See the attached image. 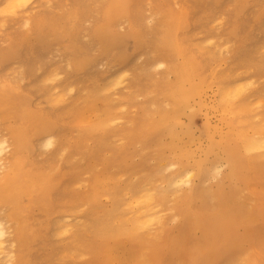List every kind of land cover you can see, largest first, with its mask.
Returning a JSON list of instances; mask_svg holds the SVG:
<instances>
[{
  "label": "bare ground",
  "instance_id": "obj_1",
  "mask_svg": "<svg viewBox=\"0 0 264 264\" xmlns=\"http://www.w3.org/2000/svg\"><path fill=\"white\" fill-rule=\"evenodd\" d=\"M31 0H0V12L12 16L19 9H28ZM197 5L203 0H191ZM250 5H258L257 22L264 16V0H250ZM249 6L240 5L237 17H244ZM133 6L129 0H114L103 10V23L95 24L92 39L101 41L100 56L108 54L113 47L108 40L118 41L130 38L135 51L148 49L151 45L156 53L163 54L167 59L166 70L173 75L159 98L160 105L150 103L153 91H145L143 102L145 126L137 137L143 150L140 156L143 165L149 152V142H153V155L150 158L158 171L161 169L176 170L170 177L158 173L156 177L142 178L138 184L121 187L125 195H113L111 209L93 217L91 231L101 235L109 243L104 247V259L121 258L120 264H225L227 258L240 248L248 253L232 264H261L253 254L252 237L254 228H264V203L256 195V191L264 180V121L253 108L264 112V87L254 86L248 74L237 76L236 66L220 59L218 68L211 65L212 54L207 52L193 53L188 48L190 39V24L196 23L189 11L180 8L177 11L167 9L163 14L160 26L152 34L153 40H146L148 29L143 20L132 14ZM86 11L66 13L62 26L56 21L36 20L31 25L33 32L37 31L41 41L47 43L55 36L66 38L69 42L67 61L71 67L85 73L99 58L90 50L83 49V55L75 50L74 41L78 37L80 23ZM118 22V23H116ZM126 30L117 33L118 27ZM28 25V24H27ZM152 30H150V33ZM48 33V34H47ZM42 34V35H41ZM48 35V39L46 37ZM233 35H235L233 33ZM38 38V39H39ZM208 39H206L207 41ZM189 42V43H188ZM210 44V43H209ZM160 47L161 51H158ZM242 49L236 52L240 61L246 60ZM247 57V54H245ZM244 55V56H245ZM168 56V57H167ZM18 57L12 46L6 51L0 50V64L3 61H14ZM120 56L118 61H124ZM135 58V55L132 57ZM225 61V62H223ZM122 65V64H121ZM162 63H155L161 67ZM154 66V65H152ZM164 66V65H163ZM119 68L115 74L117 81H110L100 86L99 91L119 85L129 77V70ZM45 82L53 83L59 79L60 73L52 66L45 68ZM254 86L253 89H249ZM57 86H54V88ZM59 87V85H58ZM57 87V88H58ZM257 87V88H255ZM58 92L50 96L55 103L66 104L64 115L70 116L81 127V136L100 133L94 139L93 147L87 152L89 158L96 159L98 154L106 149L110 138L107 127L113 122L111 115L112 98L107 96L102 106L97 108L94 100L97 94H90L76 84H61ZM129 92V90H128ZM127 92V93H128ZM126 96L124 93H122ZM209 94L211 103L207 101ZM125 102V98H121ZM78 102L89 105L86 113H81ZM81 104V105H82ZM193 106L204 110V142L197 146L202 155L197 156L188 142L193 140L190 127L182 122L183 116H188ZM78 111V114L76 113ZM210 113H214L213 116ZM214 117V118H213ZM260 121L257 124V121ZM261 123V124H260ZM224 128V129H223ZM68 127L58 121L48 112L33 103V98L23 92L20 86L12 80H2L0 84V209L5 216L0 217V262L1 264H29L17 256L13 243L19 251L28 249L43 236L49 225L48 219L56 215L54 222L55 234L65 238L61 254L72 255L75 244L81 243L86 232L87 223L83 216L77 214L75 208L60 210L54 205L53 197L58 189L73 187L80 182L74 175L64 171L63 163L75 162L74 149L79 144V138L71 144ZM7 134H3L2 132ZM155 135H160L157 137ZM181 136L188 137L184 142ZM167 136L169 141L162 143L161 137ZM166 146L168 155L162 154ZM108 147V146H107ZM37 149H49V155L55 157L59 164L47 161L46 166L37 163ZM122 152L115 154L117 166L122 167ZM166 156L173 162L166 163ZM109 164V163H106ZM113 166L104 165L107 167ZM141 167L138 166L136 170ZM225 170L222 172V169ZM107 171V170H106ZM220 176L219 178H217ZM210 179L215 183L205 187ZM112 178L104 172L93 173L90 186V201L96 202L98 190L110 186ZM159 181L162 186L154 185ZM185 187L182 196L174 203L173 220L178 223L177 232L167 240L162 248L154 249L148 258L138 257L133 249L142 237L149 236L154 228L161 224V211L156 206L162 201H155L156 190L177 198L178 191ZM212 200L210 205L207 201ZM89 202V201H88ZM93 207V206H92ZM38 211L45 217L44 224H38L33 213ZM99 207L93 208L97 214ZM11 225V233L6 226ZM242 227L243 233L238 229ZM96 228V229H95ZM186 231H197L199 242L192 247L182 244V236ZM89 242L82 245L87 248ZM180 250L179 255L175 254ZM252 251V252H250ZM108 262V264H109Z\"/></svg>",
  "mask_w": 264,
  "mask_h": 264
},
{
  "label": "rangeland",
  "instance_id": "obj_2",
  "mask_svg": "<svg viewBox=\"0 0 264 264\" xmlns=\"http://www.w3.org/2000/svg\"><path fill=\"white\" fill-rule=\"evenodd\" d=\"M114 0H31L27 7L19 9L14 15L8 16L0 12V50L6 51V48L12 46L18 57L14 61H3L0 64V84L2 80H12L17 83L23 92L28 93L33 98V103L38 105L42 110L48 112L58 121L65 124L69 129L71 144L79 138L78 146L73 150L75 153V162L66 161L63 163L64 171L74 175L80 180L73 187L63 189V185L58 189L57 195L53 197L54 205L62 211L76 209L77 214L83 216V220L87 223L86 232L80 241L75 244V251L72 255L61 254L62 243H65V238L55 234L54 222L57 216L51 215L48 219L49 225L43 232V236L37 239L28 249L19 251L16 243H13L14 251L22 260L27 259L29 264H108L109 260L104 259V247L109 243L101 235L91 231V223L96 215L106 214L112 206L113 195H125L124 189L121 187H130L134 184L142 183V178H154L158 173L170 177L176 170L161 169L158 171L150 159L153 155V142L158 141L151 139L149 142V152L146 156V162L139 165L141 162L140 156L143 155V150L140 140L137 135L145 126L144 121V93L147 90L153 91V99L150 103L160 105L159 98L162 97V92L166 88L165 85L173 80V75L166 70L167 59L159 53H154L156 48L150 46L148 49L139 51L134 50L133 41L130 38L118 41L108 40L113 47L108 54L100 56L101 41L92 39L90 33L96 27L95 24L103 23V10L108 8ZM133 6L131 13L135 14V18L143 20L144 26L148 29L146 40L155 38L152 34L155 28L160 26L163 14L161 11L167 9L175 10L184 8L189 11L192 19L196 23L190 24V39L189 47L193 53L209 52L213 53L211 65L218 68L220 59H225L227 63L236 66L237 76L251 75L250 81L256 83L254 86L264 87V16L260 22H257V13L259 6L250 5V0H203L197 5H193L191 0H129ZM240 5L249 6L244 17H237V10ZM86 11L85 16L80 23L78 37L74 41L75 50L78 54L83 55V49L90 50L93 55L98 54L99 58L91 65L87 72L82 73L79 69L71 67L67 61L69 54L68 47H71L69 42L66 44V38L55 36L54 39L47 43L40 40L37 31L32 30V26L36 20L56 21L62 26L65 20L63 17L66 13L72 11ZM118 23V22H116ZM28 24V25H27ZM123 27H118L117 33L123 34L126 30ZM150 30L152 32L150 33ZM233 33L235 35H233ZM48 34V33H47ZM42 35V34H41ZM48 39V35H46ZM39 38V39H38ZM206 39H208L206 41ZM210 43V44H209ZM68 49V50H67ZM242 49L244 52L241 57L246 58L240 61L236 57V52ZM158 51L160 47H158ZM135 55V58H132ZM120 56H124V61H118ZM168 57V56H167ZM223 61V62H225ZM155 63H162L161 67H155ZM222 63V62H221ZM220 63V64H221ZM129 70V77L119 85L113 86L110 89L99 91L100 86H104L109 80L105 76H110V81H117L116 73L119 68ZM154 65V66H152ZM164 65V66H163ZM223 66V63L221 64ZM52 66L60 73V77L53 83L45 82V68ZM76 84L77 87H83L88 95L97 94L98 98L94 100V105L99 108L104 104L103 100L110 96L113 101L111 104V115L113 122L107 127V132L110 138L107 141L106 149L98 154L96 159L89 158L87 152L93 147L94 139L100 133H92L87 136H81V127L76 124V121L68 115H64L66 104L55 103L50 100L49 95L58 92L61 84ZM59 85V87H58ZM54 86H57L54 88ZM254 86L249 89H253ZM255 87V88H257ZM99 88V89H98ZM129 90V92H128ZM128 92V93H127ZM124 93L126 96H124ZM207 101L211 103L212 99L209 94L206 95ZM121 98L126 101L122 102ZM81 113H86L89 105L78 102ZM82 104V105H81ZM253 112L260 115L262 122L264 121V112L261 109L253 108ZM78 114V111L76 112ZM211 116L214 113H210ZM214 118V117H213ZM182 122L188 125L192 131L193 140L188 142L192 151H196L197 156L202 153L197 150L200 141L204 142V110L199 106H193L188 116L182 117ZM259 120L256 122L259 124ZM261 124V123H260ZM224 129V128H223ZM3 134H7L4 131ZM160 137V135H155ZM184 142L188 141V137L181 136ZM162 143L169 141L167 136L161 137ZM108 146V147H107ZM122 152V167L117 166L115 154ZM49 149H37V163L39 166L47 165V161L53 164H59L55 157L49 155ZM162 154L168 155L167 148L164 146L161 150ZM166 163L173 162L170 156H166ZM109 163V164H106ZM113 166L107 167L104 165ZM139 167L137 170L136 168ZM225 168L222 169V172ZM264 170V167H263ZM104 172L112 178L110 186L100 188L96 202L90 201V186L94 174ZM218 176L217 178H219ZM264 178V174L262 175ZM215 183V180L210 179L205 183V187H209ZM154 185L162 186L159 181H155ZM155 194V201H162V205L156 206V209L161 211V224L154 228V231L149 236L152 238L142 237L139 243L134 244L133 249L137 252V256L148 258L151 251L162 248L169 242L172 233L177 232L178 223L172 219L174 214V203L178 197L182 196L181 192H187L185 187L178 191L177 198L174 200V195L171 192L166 194L164 189ZM256 195L264 203V180L261 181ZM89 201V202H88ZM213 204L212 200L207 201ZM93 206V207H92ZM99 207L97 214L93 212V208ZM5 211L0 209V217H4ZM34 219L38 224L43 225L45 217L38 211L33 213ZM100 217V216H98ZM96 217V218H98ZM6 226L11 233V225L6 221ZM96 229V228H95ZM238 233H243L242 227L238 229ZM252 237L253 253L261 264H264V228L258 226L254 228ZM197 231H186L182 236V244L186 247H192L199 242ZM168 240V242H167ZM89 242L87 248L83 247ZM167 242V243H166ZM252 252V251H250ZM180 250H176L175 254L179 255ZM248 253L247 249L238 250L231 257L227 258L225 264H232L237 259ZM112 259L109 264H120L121 258ZM180 256V255H179ZM24 258V259H23ZM24 260V261H27ZM1 264V262H0Z\"/></svg>",
  "mask_w": 264,
  "mask_h": 264
}]
</instances>
